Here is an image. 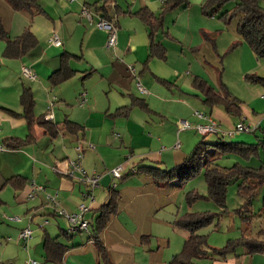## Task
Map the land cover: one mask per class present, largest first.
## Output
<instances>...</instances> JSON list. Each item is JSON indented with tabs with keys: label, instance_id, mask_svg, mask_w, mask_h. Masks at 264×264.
<instances>
[{
	"label": "crops",
	"instance_id": "obj_1",
	"mask_svg": "<svg viewBox=\"0 0 264 264\" xmlns=\"http://www.w3.org/2000/svg\"><path fill=\"white\" fill-rule=\"evenodd\" d=\"M96 1L99 0H39L43 12L31 14L12 9L4 0L6 11L25 12L29 16V23L27 19L23 22L21 32L28 27L36 36L37 44L21 57L6 58L3 56L5 41L0 39L1 55L7 60L0 65V142L26 139L29 135L20 103L25 87L31 90L36 117L43 116L59 126L70 120L79 127L62 128L51 136L43 127L35 125L32 138L21 146L11 149L4 145L0 150V220L3 224L0 264H28L31 258L39 264H105L90 231L111 189L118 194L117 211L99 235L110 260L113 264H119V260L120 263L142 264L135 260L131 248L148 246L146 263L157 264L154 253L150 254L155 252L148 238L154 235L151 221L154 222L157 210L165 204L164 188L176 183L168 182L158 188L144 173L116 178L107 173L108 169L122 164L125 175L135 171L138 164L169 168L180 163L197 142L209 135H201L194 128L205 122L195 111L212 117L224 131L233 129L239 122L249 127L248 131L222 137L225 140L245 144L264 141V89L249 83L250 98L240 99L230 89L226 69L216 66V61L222 64L220 53L224 45L235 40L230 39L229 33L222 35L231 21L217 24L216 29L203 23L193 24L191 15L184 22L179 20L184 12L181 8L187 10L189 5L177 6L165 13L163 31L152 34L153 41L165 49V57H159L150 53V26L135 13L147 8L156 15L164 0H110V19L117 25L114 48L106 46L107 32L95 25L100 14L92 10V21L82 15L83 7ZM197 14L198 19L194 15L193 21L202 22L203 12L197 11ZM169 17L172 18L171 28L166 22ZM165 26L168 35L164 34ZM4 27L6 29V24ZM6 31L9 38L21 33L12 36ZM53 31L61 40L60 46L49 44ZM203 33L212 37L214 45L204 39ZM239 40L240 37L231 48L240 50L238 83L246 73H260L261 67L249 46ZM61 65L73 73L53 84L50 76ZM23 66L30 69L34 78L23 75ZM196 76L218 92L221 80L239 99L240 114L227 112L221 104H208L203 91L193 84ZM48 114L53 117L47 119ZM184 120L192 127L182 129L180 122ZM215 136L218 139L219 136ZM89 143L93 149L88 147ZM257 146L256 155L264 149V142ZM77 147L83 153L81 164L86 171L101 175L93 189V199L84 196L86 186L68 173L69 161L76 158ZM13 176L22 179L17 186L7 182ZM118 179L124 181L119 184ZM33 184L43 190L28 198ZM47 194L54 196L57 208L69 214L77 213L79 205L85 204L88 210L83 218L90 231L69 233L68 219L49 207ZM24 227L32 230L26 247L19 239ZM60 245L66 247L63 252ZM117 249L120 254L124 253L123 260L115 258ZM249 256L250 264H264V255ZM236 257L231 254L213 261L236 264L240 258ZM158 261L160 264V259Z\"/></svg>",
	"mask_w": 264,
	"mask_h": 264
},
{
	"label": "trees",
	"instance_id": "obj_2",
	"mask_svg": "<svg viewBox=\"0 0 264 264\" xmlns=\"http://www.w3.org/2000/svg\"><path fill=\"white\" fill-rule=\"evenodd\" d=\"M12 9L17 11H28L31 14L43 12L39 0H5ZM110 0H99L92 4H86L85 7L94 10L100 16L110 19ZM228 1H235L231 10H225L219 14L225 22L235 20L236 33L240 39L244 41L258 59L264 60V7L260 4L264 0H206L202 5V11L214 16L219 13ZM188 0H164L160 12L156 15L151 13L147 8L138 10L135 14L150 26L151 32V55L165 57V49L160 43H155L152 39V34L155 31H163V19L166 12L176 8L177 6H187ZM165 35H168L164 31ZM205 40L210 41L214 45L212 37L207 33H203ZM0 39L5 41L3 49V56L6 58H18L26 54L31 48L37 44V38L32 31L27 27L19 35L9 38L7 31L0 19ZM238 43V41H237ZM237 43H234V47ZM231 47V48H232ZM73 71L66 66L61 65L55 70L50 80L53 84H57L72 75ZM220 78V77H219ZM244 79L252 84H258L264 89V76L255 73H246ZM198 88L203 91L205 101L212 104H221L229 113L239 115V99L232 95L226 85L220 80L221 91L218 92L215 88L209 85L203 78L195 77L193 80ZM20 103L23 108L22 115L26 119L29 135L26 138H32L34 126L43 127L44 130L51 136H54L60 129L78 128L79 125L73 121L66 120L62 126L53 123L50 120H45L43 116H35L33 114L34 100L31 90L27 87L23 88L20 95ZM26 139L13 138L4 143L7 148H18ZM245 144L240 142L228 141L222 137H218L216 142H207L200 140L193 147L192 151L183 158V160L169 168L160 167L157 165L138 164L133 172H127L122 177L134 172L144 173L152 180L153 184L162 188L168 182H176L182 184L185 181L193 178L204 167V180L207 186V194L199 195L197 192H188L186 199L188 202L196 198H208L212 200L224 212L225 197L227 185L233 181L237 182L238 192L244 198V202L235 209L236 214L241 221L246 224L245 230L240 237L236 239H229L227 243L221 248L209 247L206 236L199 234L198 230L204 226L209 225L215 216V213L206 212H190L175 221V225L187 232L184 239L182 249L174 254L169 261V264H198L197 260L208 258L211 260L225 259L229 255L234 254L238 247L244 249L248 255L263 254L264 253V226H261L254 234H249L248 227L254 218L251 213V200L256 190L264 185V165L259 167L245 166L234 163L229 167H223L208 159L205 161L204 157L208 149L213 148L222 153L234 152L242 154L246 157L252 156L258 149V144ZM20 179L19 176H13L7 179V182L17 186ZM118 194L111 189L109 198L98 210L95 223L91 227V237L97 248L101 261L105 264H113L110 260L108 251L100 240V233L105 228L111 215L117 211ZM262 215L264 217V195L261 205ZM67 235L66 232H63ZM144 238V237H143ZM47 244V242H46ZM65 246L60 245L63 252Z\"/></svg>",
	"mask_w": 264,
	"mask_h": 264
},
{
	"label": "rangeland",
	"instance_id": "obj_3",
	"mask_svg": "<svg viewBox=\"0 0 264 264\" xmlns=\"http://www.w3.org/2000/svg\"><path fill=\"white\" fill-rule=\"evenodd\" d=\"M205 1L206 0H188L189 11L188 9L183 10V8H181V11L184 12H181L179 20H183L185 22L188 19L187 16L191 15V22L196 25H198L199 23H203L207 24L208 26H213L212 28L215 29L218 25H224L225 22L222 18H219V14L225 10H231L235 4V1L226 2L221 11L214 16H209L202 11V5ZM5 2L4 0H0V19L6 24V29L9 31V34L14 36L15 34H19L21 32V28L23 26L22 24L26 19L29 23V16H27L25 12H10L9 10L6 11L3 7L5 5ZM260 4L264 7V1H261ZM197 11L198 13L203 12L202 15L204 20L201 19L202 22L193 21L194 18H196L194 17V15H197L198 19ZM183 21L179 22L181 23ZM166 22H168L171 28L172 18L169 17ZM165 27L164 31H167V27ZM226 31L227 32H223V37H225L227 33H229L230 39L232 40L233 38L235 40L229 42L228 46L224 45V50L220 53V56L222 57V64L221 62L216 61V66L219 67L220 70L221 65L223 69H226V77L228 79V82H230V89L238 94L237 96L240 99H248L250 98V91L247 88L249 82L241 77L242 80L240 81V83H238L236 76V73L239 70V65L241 63L240 50H237V48L231 49L232 45L234 43H237V40L239 39V36L235 31V20H232L229 23ZM6 61L7 60L2 57L0 51V65H2V63ZM259 62L261 63L260 70L258 71L260 73H257L256 71H253V73L264 76V60L259 59ZM244 63H246V61ZM23 81L25 82V80ZM203 140L207 142H216L217 137L214 134H209L205 136ZM204 159L205 161L208 159H213L215 163L223 167H229L234 163L251 167H259L264 164V149L261 148L258 155L253 154L252 156L246 157L239 153H222L216 149L210 148L207 150ZM203 172L204 167L198 174H196L193 178L185 181L184 183L177 184L175 182L176 184H168L167 187L164 188L165 204L157 210L154 222L151 221L154 235H148V238L151 241L150 247L155 250V252H150V254L154 253L153 258L156 260L155 263L158 264V260L160 259V264H169V261L172 258L171 256L175 253H178L182 249L187 232L177 227L174 223L177 219L183 217L186 213L206 211L215 213L213 221L209 225L204 226L198 230L199 234H203L206 236L207 244L211 248L223 247L229 239H236L240 237L243 230H245L246 224L241 221L240 217L235 212V209L242 205L244 202V198L238 192L236 181H233L227 185L224 212H222V209L208 198L200 197L192 200L191 202L187 201L186 194L188 192H197L199 195L207 194V186L204 180ZM123 181L124 179H118L117 183L120 184ZM263 195L264 185L256 190L251 200L250 207L251 213L252 215H254V218L251 221L250 226L248 227L247 232L249 234H254L261 226H264V217L261 211ZM2 228L3 224L0 220V232L2 231ZM146 248H148V246H145L144 249H141L139 246L131 248L135 260L142 262V264H147L146 262L148 258V252L146 251ZM127 250H129V248ZM232 255H237L236 258L240 257L236 264H250V256L244 252L243 248L238 247L236 249V252ZM115 258H117V261L120 258L121 260H123L125 258V255L124 253L120 254V250L117 249ZM149 258H151V256H149ZM243 260H245V263H242ZM197 263L215 264L213 260L208 258L199 259L197 260ZM119 264H126V262L120 263L119 260ZM148 264H151V262H149Z\"/></svg>",
	"mask_w": 264,
	"mask_h": 264
},
{
	"label": "built area",
	"instance_id": "obj_4",
	"mask_svg": "<svg viewBox=\"0 0 264 264\" xmlns=\"http://www.w3.org/2000/svg\"><path fill=\"white\" fill-rule=\"evenodd\" d=\"M72 1V0H69ZM82 15L88 20L92 21V15L93 11L87 7H83L82 9ZM95 25L103 29L107 32V42L106 46L108 48H114L116 45V37H117V25L116 22L112 19H107L102 16H98L97 21L95 22ZM49 44L53 46H60L61 40L58 36V34L53 31L51 33V36L48 39ZM129 69L134 72V69L129 66ZM22 73L27 78H34V74L30 71L28 67L23 66L22 67ZM140 84L138 83V86ZM195 115L199 118H202L205 120L204 123L196 124L195 129L198 133L201 135H207V134H215L219 137L224 136H232L235 132L238 131H248L249 127L243 124L242 122H239L235 125V127L229 131H224L220 128L217 121H215L212 117L207 116L203 114L200 111H195ZM53 117L52 114L46 115L47 119H51ZM180 126L182 129L190 128L192 125L188 121H181ZM89 148H94L92 144H88ZM5 147L0 142V150H3ZM78 153L74 160L69 161V175L74 176L77 178V180L81 183H83L87 190L84 193L85 197H90L93 199V189L96 187L99 183V179L101 178V175L95 172L88 173L86 169L81 164V159L83 157V153L81 151L80 147H77ZM124 172V168L122 164H118L110 169H108L107 173L111 174L113 177L120 178L122 177ZM30 192L27 194L28 198H33L35 196V192L38 190H43V188L39 185H32ZM46 201L49 207L59 215H64L69 222V228L68 232L73 233L76 231H90L88 227V222L83 218V213L88 210V207L85 204H80L78 209L79 211L77 213H66L63 210L57 208V202L54 198V196L47 194L46 195ZM10 219H17L18 217H8ZM32 236V230L29 227H24L21 229L19 234V239L21 240L24 247H26L28 240ZM28 264H39L36 259H29Z\"/></svg>",
	"mask_w": 264,
	"mask_h": 264
}]
</instances>
